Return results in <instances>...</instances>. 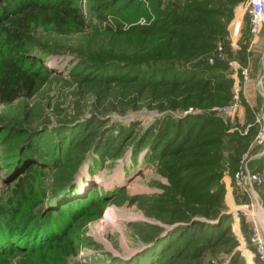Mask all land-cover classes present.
<instances>
[{
  "label": "rangeland",
  "instance_id": "rangeland-1",
  "mask_svg": "<svg viewBox=\"0 0 264 264\" xmlns=\"http://www.w3.org/2000/svg\"><path fill=\"white\" fill-rule=\"evenodd\" d=\"M210 1L68 0L84 24L63 11L65 0H12L16 15L0 10V79L10 59L33 77L36 51L49 68L31 97L13 71L20 95L0 103V207L23 132L44 129L23 152L47 163L46 196L0 219V264L31 263L46 249L41 212L59 206L51 190L79 152L87 160L75 192L98 183L111 198L100 218L53 221L77 237L64 264L261 263L251 236L264 218V31L251 33L245 4L223 0L216 11ZM7 33L19 40L4 42ZM245 168L262 182L235 181Z\"/></svg>",
  "mask_w": 264,
  "mask_h": 264
},
{
  "label": "trees",
  "instance_id": "trees-1",
  "mask_svg": "<svg viewBox=\"0 0 264 264\" xmlns=\"http://www.w3.org/2000/svg\"><path fill=\"white\" fill-rule=\"evenodd\" d=\"M8 1L12 0H2L0 1V10L9 13L11 16L16 15V8L15 6H12L11 3ZM19 1V0H15ZM231 4L232 6H238L242 3H244L246 0H226ZM68 0H65V2L62 4L63 11L67 14L72 15L78 19V21L81 24H84V18L83 14L79 13L76 8L69 7L67 5ZM210 4H213L214 10H220L222 9L221 5H225L223 0H211ZM43 9H48L51 6L49 4H44V6L39 5ZM55 8L61 6V2L54 3L53 5ZM216 13L217 12H212ZM249 21V28H250V20ZM251 31V28H250ZM11 40H19L18 34L14 33H7L6 38L3 39L4 42H9ZM38 48V46H36ZM40 48V47H39ZM23 52V51H22ZM16 59V58H13ZM11 61L5 60L4 68L8 71L5 72V78L3 77L0 79V103H10L17 99L20 95V92L17 88V82L14 80L11 73L13 71L18 72V77L21 82V88L23 91H25V94L29 97H31L34 92L37 90V88L43 84L44 79H41L38 77V73L40 71L45 72V75L49 74V68L46 67L44 64L43 59L36 51V54L32 56L31 61L29 62V66H38L37 72H33V77L27 75L25 71H23L20 66L17 64L15 60L10 59ZM10 71V72H9ZM15 85V86H14ZM44 129L35 128L32 130H28L27 133H24L18 138L17 143L12 146L11 153L8 154V161L9 164L11 163H17L20 164L19 169H15L14 174L11 178L12 181V187L10 195L8 196L5 204L0 207V219H3L4 217H9L13 212L15 211L14 206H21L20 203H22L23 200L29 199L30 197L36 195V194H42L43 196H46V186L44 184V181L40 179V175L44 171V168L47 167V163L45 160L44 164H40L38 161L31 160L33 157L34 152L30 155H26L23 152V148L26 146V144L30 141L31 138H33L37 133L42 131ZM87 160V156L84 157V154L79 152L77 155L73 156L71 159L72 165L70 168L64 173H62L56 184L51 190V195L62 198V201L59 202V206L56 208L54 207H45L42 210L41 218L43 219L42 222H44L45 226V234L43 236L42 241H47V244L45 246L46 249L43 250L41 254H38L35 259L32 260V262H38L42 264H64L66 257L72 253L74 246L77 242V237H73L71 239H66V235H68V228L61 229L63 225H65L64 221H57L54 223L53 221L55 219H63L61 217H67L65 215H69L70 218H77L79 216L84 215H90L94 218H100L103 216V213L106 208L107 201L111 198H109L108 194L105 192V189L103 186L99 185L98 183H93L92 186L89 188L87 194L82 195L80 192H75L76 188L74 189V186L77 182H75V178L77 173L80 171V167L84 164V162ZM7 183V184H10ZM116 195H112L114 197ZM49 199L47 202H50V195L48 196ZM47 197V198H48ZM63 211H66L69 214H64ZM54 212H59L60 214H53ZM38 213H32L29 215L28 219L29 222L32 220L34 221L35 217ZM89 216V217H90ZM52 222L54 224H52ZM52 224V225H51ZM17 227V226H16ZM71 227V226H70ZM69 227V228H70ZM205 227V226H204ZM0 229H1V223H0ZM204 228L199 226L197 229L198 233L201 232V236L204 233ZM5 234V233H4ZM8 234V233H7ZM2 237H0L1 239ZM3 239V238H2ZM162 239V238H161ZM195 258H199L203 254V249L201 247H198L195 249ZM50 253H53V256H51ZM184 253V252H183ZM47 257L51 258V262H44ZM193 257V258H194ZM26 263V264H32Z\"/></svg>",
  "mask_w": 264,
  "mask_h": 264
},
{
  "label": "built area",
  "instance_id": "built-area-1",
  "mask_svg": "<svg viewBox=\"0 0 264 264\" xmlns=\"http://www.w3.org/2000/svg\"><path fill=\"white\" fill-rule=\"evenodd\" d=\"M242 4H245V13L250 20L251 33L254 36H259L262 31H264V0H246ZM241 23L240 19L234 21L233 41H235L234 39L240 31V27L242 26ZM219 55H222V52H219ZM230 110L232 112V108H225V111L228 113H230ZM257 139L260 142L264 141V127L257 135ZM234 180L238 183H241V180H245V182L253 188L255 184L262 182L263 177L261 174L250 172L245 168L236 173ZM251 240L261 262L260 264H264V218L258 217L256 219V225L252 230Z\"/></svg>",
  "mask_w": 264,
  "mask_h": 264
},
{
  "label": "water",
  "instance_id": "water-1",
  "mask_svg": "<svg viewBox=\"0 0 264 264\" xmlns=\"http://www.w3.org/2000/svg\"><path fill=\"white\" fill-rule=\"evenodd\" d=\"M84 163H85V162H84ZM81 167H82V166H81ZM81 167H80V169H81ZM78 174H79V172H78L77 175H76V178H75V180H74L75 182H77ZM12 179H13V178L7 179L5 182H6V183H10V182L12 181Z\"/></svg>",
  "mask_w": 264,
  "mask_h": 264
},
{
  "label": "bare ground",
  "instance_id": "bare-ground-1",
  "mask_svg": "<svg viewBox=\"0 0 264 264\" xmlns=\"http://www.w3.org/2000/svg\"><path fill=\"white\" fill-rule=\"evenodd\" d=\"M119 229H120V231H121V227H120Z\"/></svg>",
  "mask_w": 264,
  "mask_h": 264
}]
</instances>
